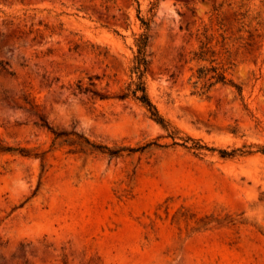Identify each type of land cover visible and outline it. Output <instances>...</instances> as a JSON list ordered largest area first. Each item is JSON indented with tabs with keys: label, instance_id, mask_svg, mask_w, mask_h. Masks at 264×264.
Wrapping results in <instances>:
<instances>
[{
	"label": "rangeland",
	"instance_id": "rangeland-1",
	"mask_svg": "<svg viewBox=\"0 0 264 264\" xmlns=\"http://www.w3.org/2000/svg\"><path fill=\"white\" fill-rule=\"evenodd\" d=\"M150 15L148 93L177 143L117 96ZM202 43L242 98L195 91ZM46 123L160 145L73 153ZM0 141L29 152L0 151V264H264V0H0Z\"/></svg>",
	"mask_w": 264,
	"mask_h": 264
},
{
	"label": "trees",
	"instance_id": "trees-1",
	"mask_svg": "<svg viewBox=\"0 0 264 264\" xmlns=\"http://www.w3.org/2000/svg\"><path fill=\"white\" fill-rule=\"evenodd\" d=\"M155 7V3L151 9ZM140 25L143 27V31L135 37V46L133 58L131 60V65L129 67V80L125 83L121 92L117 95L119 98H128L138 100L146 109L149 117L152 118L156 123H158L164 130L168 133V136H171L175 140L178 130L171 126L169 121L161 114L157 106L151 99L148 93L147 82H146V72L151 61V51H150V34L148 32L150 28L151 15L148 17L139 16ZM193 54L190 56V60L195 61V68L193 69L192 76L194 80L192 81L193 86L196 87V92L207 94L210 89L216 84H226L231 87H234L237 94L242 98V85L236 82L232 77L227 75V67L219 64L216 61L215 50L206 46L202 43L199 45L198 49L193 50ZM203 61H207L204 63ZM13 74L12 72L8 71ZM76 88L79 91H87L89 88L82 83L81 79H78L76 82ZM93 94L97 95L99 98H107L108 95L99 92L98 90H91ZM46 126L52 133V145L55 144L56 140L61 139L63 143L69 145V152H87L99 151L106 153L109 156H118L121 155L123 151L132 152L136 150L143 149L147 145L152 143L160 145L158 142L149 141L141 146H119L112 148L106 144L97 143L90 140L85 135L74 131H57L52 128V126L46 123ZM188 139L193 141L192 144H187ZM186 147L193 148L195 153H200L202 149L215 150V147H209L204 143H201L200 140H194L191 137L187 136L186 139H183L181 142ZM22 154L28 155L29 152L25 148H17L8 144H4L0 141V151L9 152L17 150ZM219 154L222 157H232L236 154L241 153H250L255 150H252L251 144H244L242 147H235L230 150L226 148H218ZM257 151L264 153V144L257 146ZM35 156H40L38 152H34Z\"/></svg>",
	"mask_w": 264,
	"mask_h": 264
}]
</instances>
